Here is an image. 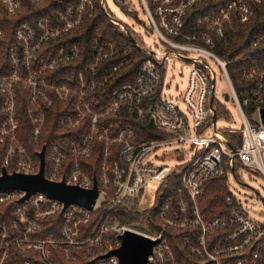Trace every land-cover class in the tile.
Masks as SVG:
<instances>
[{
  "label": "built area",
  "instance_id": "1",
  "mask_svg": "<svg viewBox=\"0 0 264 264\" xmlns=\"http://www.w3.org/2000/svg\"><path fill=\"white\" fill-rule=\"evenodd\" d=\"M115 1L126 13L137 14L133 0ZM140 1L163 48L147 44L114 17L106 0L99 5L114 24L133 35L131 42L92 34L90 50H85L71 33L83 26L86 13L96 10V2L77 0L54 14L20 21L5 59L0 46V174L3 168L37 172L45 146L49 179L83 188L96 181L99 187L92 208L64 206L42 191L19 201L24 190H0V213L13 214L0 222V264H119L116 254H106L121 245L127 230L155 240L147 264H264V220L250 214L229 181L238 165L264 175V53L242 57L252 60L241 68L243 83L237 86L229 70L233 58L215 49L217 40L229 41L237 22L254 18L263 0H211L215 6L194 15L190 11L201 0ZM23 2L0 0V16L17 13ZM7 39L0 28V44ZM262 42L264 31L251 46ZM171 59L190 64L182 95L185 107L163 94ZM211 61L230 87L221 96ZM132 66L133 79L108 90L117 74ZM222 99H233L241 126L218 125L220 117H231ZM54 112L66 134L53 133L48 144L41 143ZM134 119L161 135L140 137ZM24 121L29 138L21 132ZM173 142H189L194 153L176 166L158 164L169 152L157 151ZM176 177L174 193L159 196L163 183H174ZM217 178H225V209L209 217L200 198ZM148 180L159 182L155 201L141 208L139 197ZM12 201L16 204L10 210ZM119 204L134 211L156 206L157 218L123 221ZM141 224L151 229L143 230ZM178 231L183 233L178 236ZM177 238L189 259L175 249Z\"/></svg>",
  "mask_w": 264,
  "mask_h": 264
},
{
  "label": "trees",
  "instance_id": "2",
  "mask_svg": "<svg viewBox=\"0 0 264 264\" xmlns=\"http://www.w3.org/2000/svg\"><path fill=\"white\" fill-rule=\"evenodd\" d=\"M76 1L77 0H44L43 2L37 3L33 0H24L21 10H19L17 13L8 14L4 11L0 16V28L4 29L6 36H8V39L2 41V43L0 44V46L2 45L3 59L6 58L5 53L7 43L13 41L14 29L20 21L34 20L38 16L43 14H54L57 10L63 8L65 5ZM95 2L96 10L94 12L86 13L83 26L79 30L71 33V36L75 40L80 41L85 50H90L89 42L92 34L100 33L103 38L110 39L121 44L131 42L133 39V35L131 33H125L119 25L114 24L110 20L107 12L101 7V5H99V0H95ZM213 6H215V3L213 1L201 0L200 3H198L191 9L190 13L194 15L200 13L205 9H210V7ZM187 19H189L188 16ZM263 31L264 0L259 6H257L256 14L251 21L237 22L236 29L230 34V39L228 42L225 43L221 40H217L216 42L215 49L220 55L228 59L233 58V60L229 63V70L237 86H240L243 83L240 75L241 68L244 65L250 63L252 60L251 58L244 59L242 57L255 53H264V42L255 47L251 46V41L253 40L255 35ZM133 77V66L129 67L128 69H123V71L119 72L116 78L109 83L108 90L118 83L132 80ZM248 110L250 111V108H248ZM133 123L137 126L139 130L138 133L142 138L161 135V133L156 131L149 123H144L135 119L133 120ZM29 129V125L24 121L21 125V132H23V134H26V137L28 138L30 137ZM57 132L58 134L62 135L66 134V131L62 130L59 127L57 113L54 112L48 119V123L45 127L44 134L40 142L48 144V141H50L52 134ZM232 143L234 145L236 144V142L234 141H232ZM175 183L177 184V177L174 183L172 182V180H168L165 184L163 183L161 189L159 190V196L162 195L164 198H167L169 196V193H174V188L176 186ZM226 193L227 187L225 186V178L215 179L200 198V207L202 212L210 217L225 209L223 204V196ZM15 204L16 201H12L9 203V205L7 204V206L11 210L13 209ZM116 210L119 217L123 221L130 222L134 220L144 221V218L148 215L156 219L158 208L154 206L151 209L134 211L129 209L125 204H119ZM11 215H13L11 214V211L9 213H0V222H2L3 220H9L11 218ZM156 226L157 228H159V225L156 224ZM172 232L173 231L169 230L168 233L172 234ZM182 233V231H178L176 234L179 236V234ZM174 243L177 252L181 256H184L186 260L189 259L187 250L185 246H183V243H181V240L177 238Z\"/></svg>",
  "mask_w": 264,
  "mask_h": 264
},
{
  "label": "rangeland",
  "instance_id": "3",
  "mask_svg": "<svg viewBox=\"0 0 264 264\" xmlns=\"http://www.w3.org/2000/svg\"><path fill=\"white\" fill-rule=\"evenodd\" d=\"M133 3L137 10L136 15L126 13L115 0H106L107 7L114 17L120 19L127 26L131 27L132 30L141 34L147 44L154 48L156 46L163 48L158 36L151 29V21L147 12L143 9L141 1L133 0ZM211 62L214 65L217 75L216 92L221 96L225 91H229L230 87L219 66L213 61ZM189 69L190 64L186 60L171 59L168 62L164 80L163 94L172 97L181 107H185L182 95L188 83ZM222 100L229 109L231 117H220L218 125L241 126V121L233 99ZM254 120H258V114H255ZM176 150L182 151V155L175 153ZM157 152L158 154L169 152L168 156L156 160L158 164L176 166L191 156L194 153V149L191 148L189 142H173L165 145ZM229 181L231 189L237 197L250 208V214L257 219L264 220V175L252 172L245 166L238 165L236 175L233 172L229 173ZM158 184L159 182L156 180H148L144 191L139 197V205L141 208H150L153 206L155 201V188ZM140 228L143 230L151 229L144 224H141Z\"/></svg>",
  "mask_w": 264,
  "mask_h": 264
},
{
  "label": "water",
  "instance_id": "4",
  "mask_svg": "<svg viewBox=\"0 0 264 264\" xmlns=\"http://www.w3.org/2000/svg\"><path fill=\"white\" fill-rule=\"evenodd\" d=\"M228 97V95H226ZM264 122V107L261 109ZM45 146L40 152L41 166L37 172L13 171L3 168L0 174V190L22 189L25 194L19 199L22 201L37 191H42L50 197L64 202V206L71 203L92 208L99 193L97 182L91 188H83L76 184H69L65 180L56 181L49 179L44 171ZM155 240L136 231L127 230L122 235L121 245L107 252L106 255L116 254L119 264H147L148 255L152 252Z\"/></svg>",
  "mask_w": 264,
  "mask_h": 264
}]
</instances>
